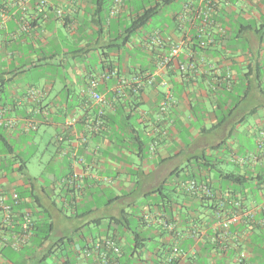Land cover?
Here are the masks:
<instances>
[{
  "label": "crops",
  "instance_id": "obj_1",
  "mask_svg": "<svg viewBox=\"0 0 264 264\" xmlns=\"http://www.w3.org/2000/svg\"><path fill=\"white\" fill-rule=\"evenodd\" d=\"M96 1L0 0V128L9 151L0 155V191L21 198L15 222L30 212L35 228L47 223L51 229L40 247L32 246V236L23 254L10 247L14 234L0 211V264H43L59 252L56 264H64L72 243L90 236L117 239L121 264H164L174 246L183 252L178 264H238L241 253L244 264H264L262 225L233 224L227 240L214 229L226 194L248 206L264 205V160L254 159L256 137L264 130V0H215V23L208 29L214 44L207 51L192 49L197 71L186 77L177 70L163 73L156 85H144L137 100L130 88L155 72L156 61L169 51L152 45L151 34L180 36L173 16L189 0H180L174 11L163 9L162 22L122 47V26L141 2L127 1L99 29ZM107 1L109 13L114 0ZM60 9L65 19L56 17ZM103 53H109L105 63ZM104 73L111 78L99 82L104 102L97 104L89 81ZM162 80L175 101L166 115L158 108L167 90ZM32 87L44 92L39 103L27 98ZM95 113L104 115L105 125L92 134ZM71 118L78 123L66 129ZM11 121L15 126L7 127ZM41 128L48 131L38 139ZM20 141L19 149L11 145ZM47 143L54 147L55 167L45 178L34 176L26 153ZM231 173L255 180L228 184L225 175ZM191 180L209 185L214 196L187 192L184 185ZM157 218L172 223L174 231L162 229ZM131 219L138 220L139 231L150 230L143 237L133 228L146 243L137 252L126 227L132 228Z\"/></svg>",
  "mask_w": 264,
  "mask_h": 264
},
{
  "label": "built area",
  "instance_id": "obj_2",
  "mask_svg": "<svg viewBox=\"0 0 264 264\" xmlns=\"http://www.w3.org/2000/svg\"><path fill=\"white\" fill-rule=\"evenodd\" d=\"M128 0H114L113 6L109 12V18H116L125 6ZM41 6H46V1H42ZM216 8L215 0H189L182 4L181 10L173 16V26L180 33L177 38L171 36H163L159 30L154 31L150 36V43L157 47L167 45L169 47L168 53L158 58L156 61V69L152 74H148L144 77V81L137 79L134 85L131 87L134 93H138L143 90L145 84L154 86L157 84V78L168 71L177 70L182 77L188 76L190 73L197 71L198 61L193 60L192 47L198 50H206L214 44V37L208 31L214 21V10ZM43 13L44 11L41 10ZM58 19H65L66 13L63 10L56 12ZM195 30V35L192 31ZM198 44L194 46V42ZM182 55H187L190 59L187 62H182L179 58ZM111 78L108 73L102 74L98 78H93L89 81L88 90L92 100L97 103H103V96L98 93L97 89L101 80L107 81ZM160 86L167 88L163 94V99L159 104L160 115H166L175 101L168 89L167 83L162 80ZM44 92L41 89L30 88L27 92V98L34 103H39L43 98ZM102 113H99L98 119L93 121L90 125V131L92 134L100 132L104 125V119ZM78 123L77 118H71L66 122L65 128L69 129L75 127ZM7 127H14L13 121L6 124ZM33 124L29 125V129L35 130ZM257 154L254 156L256 160H264V130L260 131L256 137ZM82 161V160H80ZM239 164H244L246 161L242 158L236 160ZM184 188L187 192L192 193L201 198L210 199L214 196L211 187L207 184H201L196 180L189 181ZM231 194H226L225 199L219 206V212L214 221V229L217 232V237L221 240L229 239L231 235V226L236 223H244L247 226L255 224L256 222L264 226V205H245L241 201H232ZM21 204V199L17 193H13L11 197L0 191V211L2 212L3 224L6 226L11 225L14 221L15 211L18 210ZM260 219L257 220V217ZM142 220L147 224H151L150 217L143 215ZM162 229L169 232L174 231V225L169 221H165L161 218L155 219ZM36 223L30 212H24L22 214L21 228L18 233L14 234L10 247L14 250H21L28 245L34 233ZM72 254L64 264H121L122 257L124 256L122 247L117 239L113 237H93L84 238L81 244L72 243ZM183 252L178 246L171 248V252L167 257L164 264H178L177 259ZM68 257V256H66ZM247 256L245 253H241L237 258L238 264H244Z\"/></svg>",
  "mask_w": 264,
  "mask_h": 264
},
{
  "label": "trees",
  "instance_id": "obj_3",
  "mask_svg": "<svg viewBox=\"0 0 264 264\" xmlns=\"http://www.w3.org/2000/svg\"><path fill=\"white\" fill-rule=\"evenodd\" d=\"M133 1L137 5L139 4V2H141L140 7H139V9L136 10L135 15H132L130 17L129 21L122 26V31H121L122 33L120 35L122 41H121V44L118 45L117 47H122V46H125L126 44L130 43L133 37L137 36L140 33V31H142L146 27V25H148L150 22H152L156 17H158L163 12L164 7L170 6L173 3L179 2L180 0H161V1H158V0H147V1H145V0H133ZM108 7L109 6H108L107 0H97L96 1V8L97 9H96V12L94 14V24L99 29H102L108 22V17H109ZM116 39L117 40L119 39L118 36L116 37ZM197 44L198 43L195 41L194 46H196ZM192 48L195 51V49H194L195 47H192ZM207 50L208 49H206L204 51H207ZM87 53H89V51ZM101 57H102V59H104V63H105V59L109 58V53H103L101 55ZM129 91L131 93V97H133L135 100L139 99V96L137 94L142 92V90H141L138 93H134L132 91V88H130ZM98 116H99V113H95L94 121H96L98 119ZM102 118L104 119V115H102ZM104 122H105V120H104ZM104 125H105V123H104ZM104 125H103V127H104ZM0 143H3V145L6 148H8V141L6 138V130L4 128H0ZM210 164H211V162H208L206 166L211 167L212 165H210ZM225 180L228 184L246 185L248 182H252L255 179H253V178L248 179L245 176L236 175V174L231 173V174L225 175ZM241 202H242V200H241ZM21 223H22V220L18 223L13 221V223L11 225H8V226L6 225V226H7V229L9 231H11L13 234H15V233H18V229L21 227ZM116 223L120 224L121 221L117 220ZM126 227H127V230L130 231L134 236L133 237L134 238V244H133L134 251L137 252V251L143 250L146 246V243H145V240L142 238L141 234H139L136 230L131 228L129 225H127ZM15 228H17V230H15ZM263 228H264V226H263ZM35 230H36V233L33 235L34 237L32 240V246H35V247L39 246L40 247L41 245H43L45 243V241H47L49 239L51 229H50L49 224L45 223L41 226L36 227ZM60 242H64V240H61ZM25 248H26V246L23 247L19 251L24 254V251H26ZM51 253H55V252L52 251Z\"/></svg>",
  "mask_w": 264,
  "mask_h": 264
},
{
  "label": "rangeland",
  "instance_id": "obj_4",
  "mask_svg": "<svg viewBox=\"0 0 264 264\" xmlns=\"http://www.w3.org/2000/svg\"><path fill=\"white\" fill-rule=\"evenodd\" d=\"M178 4L179 3L176 2L170 6L164 7V11H166V12L174 11L179 7ZM163 13L164 12L161 13L162 15L160 14L159 17H156L152 22H150L148 25H146V27L140 33L148 32L151 29H153L154 24L156 22H159V23L162 22V20H163L162 16L164 15ZM90 62L92 64L95 63L94 55L90 57ZM30 77H32V76H30ZM46 130L48 131L47 128H41V130L39 132L38 139L40 138V136H42L44 134V132ZM22 141L24 143V142L28 141V139L24 138V139H22ZM22 141L11 143V145L14 146L15 148L19 149L21 147ZM8 153H9L8 149L3 145V143H0V155H8ZM53 155H54V147L48 143L43 144V145H39L36 149L28 150L26 153V157L30 159V163L28 164V168H29L30 173L33 174L34 176H37V177L43 176L45 178L48 175V173H50L49 167H53V168L55 167L51 164V158H53ZM232 168H233L232 166H228L229 170ZM51 172H53V171H51ZM106 200H107L106 197L104 199H102V201H106ZM95 202L96 203L98 202L97 198H95ZM131 225H132V228H134V229L136 228V230L139 231L137 219H131ZM91 229L93 230V228H91ZM149 231H150L149 229H146V231H142V232L139 231V232L143 235V237H148ZM86 232H88V230ZM150 246L153 248V243H150ZM61 257H62L61 253L59 252L58 254H55L53 257L47 259V261L44 262L43 264H56L57 263L56 259H61Z\"/></svg>",
  "mask_w": 264,
  "mask_h": 264
}]
</instances>
